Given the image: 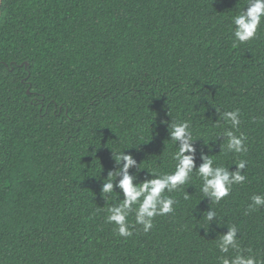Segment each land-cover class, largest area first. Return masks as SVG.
<instances>
[{
	"label": "trees",
	"instance_id": "trees-1",
	"mask_svg": "<svg viewBox=\"0 0 264 264\" xmlns=\"http://www.w3.org/2000/svg\"><path fill=\"white\" fill-rule=\"evenodd\" d=\"M248 0H3L0 17V264H264V22L235 38ZM30 90V92L28 91ZM239 110L240 125L224 119ZM187 121L196 149L245 181L219 202L194 169L174 211L131 236L107 220L123 201L101 187L138 162L137 183L176 169L168 124ZM166 122V123H165ZM225 130L246 137L228 151ZM115 179V174H113ZM187 196V198H185ZM215 211L213 221L207 210ZM237 228L238 249L220 251Z\"/></svg>",
	"mask_w": 264,
	"mask_h": 264
},
{
	"label": "clouds",
	"instance_id": "clouds-1",
	"mask_svg": "<svg viewBox=\"0 0 264 264\" xmlns=\"http://www.w3.org/2000/svg\"><path fill=\"white\" fill-rule=\"evenodd\" d=\"M262 22H264V0H248L247 7L233 19L236 26L234 33L236 40L243 43L254 39ZM239 115V110L223 113L224 119L229 121L233 128H238L240 125ZM167 125L170 138L179 143V149L174 155L177 164L173 173H149L150 176L155 178L144 179L137 183L138 177L130 171L133 168L138 169V162L135 157L126 151L119 154L113 153V159L118 167L108 172L102 183L101 195L105 198L106 194H110L116 189H119L123 194V201L117 206L110 207L108 209L110 214L107 217L108 222L115 223L118 226V232L121 236L128 237L132 235L127 216L134 204L139 205L136 210L135 222L142 224L145 232L153 227V217L174 211V199L163 195V193L165 191L171 193L178 186L185 184L194 169L198 170V174L203 180L201 190L205 197L214 199L216 202L229 195L234 184L241 183L246 179V176L241 174V170L245 168L244 161L236 164L235 171H229L225 167L214 166V159L208 154L202 153L203 163L197 167L196 149L189 122H173L171 124L167 123ZM223 135L228 138V151L239 153L246 150L244 146L246 137L243 133L237 136L233 131L225 130ZM113 174H115V179H113ZM252 200L253 204L250 208L264 206V195L253 196ZM206 212L207 220L213 221L216 217L215 211L210 208ZM218 247L223 253H227L230 248H239L235 226L228 227V231L220 237ZM222 264H257V261L251 255L245 257L241 254L231 260L226 257L222 258Z\"/></svg>",
	"mask_w": 264,
	"mask_h": 264
},
{
	"label": "water",
	"instance_id": "water-1",
	"mask_svg": "<svg viewBox=\"0 0 264 264\" xmlns=\"http://www.w3.org/2000/svg\"><path fill=\"white\" fill-rule=\"evenodd\" d=\"M2 3H3V0H0V17H1V14H2V10H1ZM28 91L30 92V90H28Z\"/></svg>",
	"mask_w": 264,
	"mask_h": 264
}]
</instances>
